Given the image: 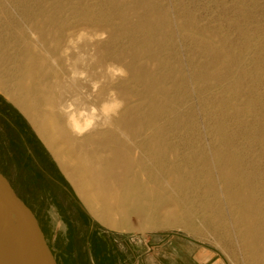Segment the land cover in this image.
Segmentation results:
<instances>
[{
  "label": "bare ground",
  "instance_id": "bare-ground-1",
  "mask_svg": "<svg viewBox=\"0 0 264 264\" xmlns=\"http://www.w3.org/2000/svg\"><path fill=\"white\" fill-rule=\"evenodd\" d=\"M108 1L117 7L126 0ZM151 11L134 22L123 15L121 36L141 33L146 37L138 47L118 53L114 47L120 36L109 23L104 27L110 36L103 41L96 29L87 36L82 32L84 26L75 27L53 14L22 7L23 26L11 22V28L3 29L0 25V93L34 124L77 195L103 226L119 233L184 227L192 212L187 191L203 180L208 196L224 198L249 252L258 264H264V177L260 169L249 167L232 148L222 123L217 126L222 133L220 146L204 157L203 168L184 165L185 160L175 156L165 139L168 126H187L191 115L178 106L187 87L181 75V82L175 80L179 68L169 67L166 58L148 56L153 45H167L166 33L172 27L161 13L148 9ZM154 27L160 31L156 38L146 32ZM8 32L16 34V40L10 41ZM192 36L220 66L214 73L198 69L196 81H216L227 99L222 115L236 118L245 113L246 108L229 99L239 92L237 80L227 82L233 73L231 63H235L231 58L236 54L228 52L231 50L223 54L209 39ZM252 41L246 38L243 52L240 50L243 55L238 54L257 51L258 42ZM145 58L157 68H149L142 61ZM242 61L239 75L251 77L255 72L243 70ZM117 62L122 63L126 75L117 76ZM69 105L74 106L79 128L69 121ZM81 112L85 115H79ZM201 205L213 216L224 215L222 205L208 200ZM132 215L138 216V228L130 223ZM0 228L9 248V264H32L13 221L2 215Z\"/></svg>",
  "mask_w": 264,
  "mask_h": 264
},
{
  "label": "rangeland",
  "instance_id": "rangeland-1",
  "mask_svg": "<svg viewBox=\"0 0 264 264\" xmlns=\"http://www.w3.org/2000/svg\"><path fill=\"white\" fill-rule=\"evenodd\" d=\"M108 2L0 0V25L3 29L11 28L13 24L23 26L26 17L21 13V8L24 6L33 12L53 14L55 18L73 23L75 27L84 26L86 30L82 32L87 36L96 29L103 41L109 39L110 32L104 27L109 23L114 33L120 36L114 47L119 53L138 47L146 37L141 33L121 36L123 15H128V21L134 22L144 14H151L152 11L149 13L148 9L156 10L172 27L171 32L166 33L167 45H153L148 56L166 58L169 67L179 68L175 80L181 82V76L187 80L184 92L181 90L180 94V90L178 93L176 90L177 95H184L181 96L182 103L178 105L180 102H177L176 106L181 112L191 115L190 122H187V126H168V133L165 134V139L174 148L175 156L185 160L184 165L193 163L203 168L204 157L220 146L222 133L218 132L217 126L222 123L232 139V148L246 159L249 167L260 169L264 177V0H133L141 6L126 0L122 7V4L116 7ZM99 18L103 20L97 21ZM180 23H184L185 27L181 28ZM146 32L152 38L160 36L159 29L155 27ZM192 35L209 39L223 54L229 52L236 56L238 52L243 55L241 51L246 38L253 40V43L258 42L257 51L244 56L238 54L240 60L236 56L233 57L235 60L231 58L235 63L231 61L233 73L227 79L231 83L237 80L239 92L230 95L229 99L232 104L246 108L245 113L236 118L222 115L227 99L226 95L222 97L216 81H196L199 70L204 68L214 73L220 66ZM16 36L9 34L8 39L16 40ZM241 60H244L241 64L243 70L255 72L254 76L239 75ZM142 61L149 68H157L147 58ZM116 66L119 69L117 76L127 74L122 63L117 62ZM0 172L36 214L57 264H143V253L149 246V238L157 234L164 237L184 236L213 249L227 264H258L243 240L242 231L233 220L229 205L221 196H208L202 179H199L202 183L198 187L187 191L192 217L187 218L184 227L119 233L103 226L77 195L74 184L34 124L1 93ZM202 198L212 205H222L224 215L219 218L203 209ZM138 220L137 215L130 217L134 228H138Z\"/></svg>",
  "mask_w": 264,
  "mask_h": 264
},
{
  "label": "water",
  "instance_id": "water-1",
  "mask_svg": "<svg viewBox=\"0 0 264 264\" xmlns=\"http://www.w3.org/2000/svg\"><path fill=\"white\" fill-rule=\"evenodd\" d=\"M2 215L17 226L24 240L25 253L32 264H57L36 214L0 172V218ZM0 264H9V248L1 228Z\"/></svg>",
  "mask_w": 264,
  "mask_h": 264
},
{
  "label": "crops",
  "instance_id": "crops-1",
  "mask_svg": "<svg viewBox=\"0 0 264 264\" xmlns=\"http://www.w3.org/2000/svg\"><path fill=\"white\" fill-rule=\"evenodd\" d=\"M149 239L143 264H227L213 249L181 235L157 234Z\"/></svg>",
  "mask_w": 264,
  "mask_h": 264
},
{
  "label": "clouds",
  "instance_id": "clouds-1",
  "mask_svg": "<svg viewBox=\"0 0 264 264\" xmlns=\"http://www.w3.org/2000/svg\"><path fill=\"white\" fill-rule=\"evenodd\" d=\"M73 107H74L73 105H69V107L67 109V111L70 113L69 121H70L71 124H74V125H76L77 128H79L77 114L72 112V108ZM79 115L83 116V115H85V113L81 112ZM88 123H91V120H89Z\"/></svg>",
  "mask_w": 264,
  "mask_h": 264
}]
</instances>
